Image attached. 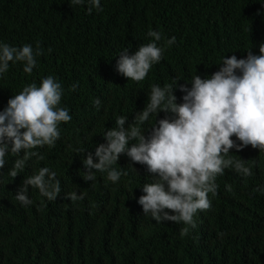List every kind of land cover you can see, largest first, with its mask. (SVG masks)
I'll return each mask as SVG.
<instances>
[{
	"label": "trees",
	"instance_id": "obj_1",
	"mask_svg": "<svg viewBox=\"0 0 264 264\" xmlns=\"http://www.w3.org/2000/svg\"><path fill=\"white\" fill-rule=\"evenodd\" d=\"M87 8H71L68 0H0V41L43 50L31 74L10 62L0 77V111L25 86L51 75L64 90L60 106L72 117L59 125L54 146L31 150L38 156L27 159L15 178L10 169L18 157L6 156L0 169V264H264V191L256 190L264 189V151L251 145L230 149L228 156L242 158L252 174L225 169L217 176L216 194H208L211 207L194 215V225L144 216L137 199L141 185L152 180L145 165L135 163V171L121 155L113 167L122 174L112 183L99 172L95 181H85L82 163L105 142L103 133L116 127L117 117L133 123L152 85L178 80L190 87L196 74L217 71L224 55L243 58L248 48L258 54L264 42L259 0H101L102 10L89 14ZM149 29L165 39L175 36L176 43L159 41L165 49L160 62L144 80L127 81L116 70L118 52L128 48L132 54L150 42ZM174 94L182 102L178 88ZM165 116L172 114L161 111L157 120ZM152 123L155 115L142 128ZM41 167L56 172L62 191L49 201L30 188L33 206L23 208L15 192ZM73 191L85 198L65 197ZM183 228L188 231L182 236Z\"/></svg>",
	"mask_w": 264,
	"mask_h": 264
},
{
	"label": "clouds",
	"instance_id": "obj_2",
	"mask_svg": "<svg viewBox=\"0 0 264 264\" xmlns=\"http://www.w3.org/2000/svg\"><path fill=\"white\" fill-rule=\"evenodd\" d=\"M68 3L71 8L87 4L89 14L93 9L102 10L101 0H68ZM259 3L264 8V0ZM147 36L150 42L138 46L134 53L129 54L128 48L118 52L116 70L127 81L144 80L151 67L162 59L165 49L158 45L165 39L162 33L149 29ZM175 43V36L165 39L168 47ZM246 50V57L224 55L217 71L203 78L196 74L186 80L190 87L178 85V80L163 87L152 85L148 102L136 112L133 123L129 125L126 116L117 117L116 127L103 133L105 142L84 156L83 179L93 182L99 172L106 174L108 181L117 183L122 173L113 165L125 155L135 171V163L145 165L152 177L151 182L141 185L143 194L137 199L144 216H150L156 223L194 225V215L211 207L208 194H216L217 176L223 175L225 169L243 176L252 174L242 158L228 156L230 149L239 152L251 145L264 151V42L259 44L258 54L251 48ZM41 55L43 50L39 47L13 46L0 41V77L8 72L10 62L21 63L24 73L31 74ZM76 87L72 85L73 90ZM175 88L183 94L180 103ZM63 91L61 83L49 75L39 84L25 86L0 111V169L4 168L9 153L17 156L10 169L13 178L25 168L27 159L38 156L31 150L54 146L61 135L59 125L72 119L69 110L60 106ZM93 104L99 110L101 100L97 98ZM161 111L171 113V118L157 120ZM152 115L155 123L142 128ZM30 188L38 189L49 201L56 200L62 191L56 172L48 167L24 178L15 192L16 204L23 208L33 206ZM65 197L75 202L83 200L85 194L73 191ZM187 231L181 229V235Z\"/></svg>",
	"mask_w": 264,
	"mask_h": 264
}]
</instances>
